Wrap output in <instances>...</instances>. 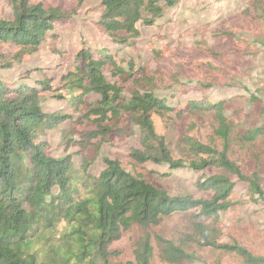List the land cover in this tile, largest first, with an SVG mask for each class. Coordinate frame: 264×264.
Masks as SVG:
<instances>
[{"label":"trees","instance_id":"1","mask_svg":"<svg viewBox=\"0 0 264 264\" xmlns=\"http://www.w3.org/2000/svg\"><path fill=\"white\" fill-rule=\"evenodd\" d=\"M85 1L78 0V6ZM179 2L101 0L96 26L113 43L128 46L140 36L138 25L154 27ZM11 4V20L0 19V44L17 50L0 58V71L21 64L48 36H54L55 24L70 18L59 8L46 9L30 0H12ZM253 6L264 20V0H253ZM75 62L59 85H51L52 80L40 68L26 72V77L32 72L39 76L34 85L9 86L0 81V264H118L110 248L124 235H130L133 248V260L125 264H152L155 249L164 264H223L226 258L240 264H264L263 256L232 238L230 243L223 242L220 221V215L235 205L231 201L233 178L246 184L254 202L264 197V126L228 118L229 100L193 99L183 107L167 105L160 87L173 92L175 76L134 63L122 66L104 50L94 56L80 44ZM105 67L113 81L104 75ZM122 83L132 85L129 99L122 96ZM202 88L197 84L196 89ZM45 94L74 110L86 111L77 117L45 113L41 107ZM91 95L99 97L94 105L87 100ZM196 113H212L216 127L207 143L182 137L181 143L196 158L185 167L183 160L172 157L165 138L156 133L152 116L171 114L181 119ZM68 121L75 125L86 122L93 128L85 132L71 129L65 135L78 136L77 140L66 139L65 145L66 152L77 147L78 169L71 154L53 157L44 139L45 131ZM136 130L140 148L129 157L138 165H165V177L184 168L219 172L197 181L195 187L204 197H170L166 190L126 172L117 160L103 159L105 169L97 176L89 174L103 143L111 136L128 138ZM233 137L250 147L252 171H244L231 158ZM88 151L93 152L91 158ZM177 215L182 217L180 223L165 225Z\"/></svg>","mask_w":264,"mask_h":264},{"label":"rangeland","instance_id":"2","mask_svg":"<svg viewBox=\"0 0 264 264\" xmlns=\"http://www.w3.org/2000/svg\"><path fill=\"white\" fill-rule=\"evenodd\" d=\"M11 1L0 0V19L11 20ZM30 3H40L46 9L59 8L61 12L70 14V18L55 24L54 36H48L21 64H15L11 70L0 71V81L6 85H34L39 76L32 72L26 77L27 70L34 68H40L52 80L51 85H59L61 77L75 68V52L83 44L94 56L98 50H104L121 61L122 66L134 63L135 66L151 71L160 69L175 76L177 84L173 92L160 87V96H166L167 105L183 107L193 99L209 102L229 100L225 111L228 118L247 120L249 125L257 128L264 126V114L260 113L264 109V20L255 12L253 0H180L154 27L138 25L140 36L130 41L128 46L113 43L97 29L96 22L102 13L101 0H86L81 6H78V0H30ZM16 50L13 46L0 44V58L10 56ZM103 73L113 81L108 67ZM197 84L203 88L196 89ZM122 86V96L129 99L131 83ZM43 98L41 107L45 113L57 111L77 117L86 111L74 110L64 101L54 100L50 94ZM87 100L94 105L99 97L91 95ZM152 120L156 133L165 138L172 157L183 160L185 167L196 158L181 143L182 137L207 143L216 127L212 113L185 115L181 119L171 114L163 117L153 115ZM71 129L85 132L93 128L86 122L75 125L68 121L56 129L45 131L44 139L49 143L53 157L71 154L74 168L78 169L81 158L75 154L77 147H71L67 152L65 149L66 139H78L77 134L65 137ZM235 139L233 137L231 158L244 171L250 172L254 167L252 151L248 145L239 144ZM139 148L137 130L128 138L111 136L101 145L88 172L97 176L105 169L103 159L117 160L126 172L166 190L170 197L188 195L196 199L204 197L195 187L197 181L219 173L209 169L193 172L184 168L165 177L163 175L168 173L165 165L146 163L140 166L130 159L129 153ZM87 155L91 158L93 152L88 151ZM261 177L264 193V170ZM233 182L235 189L231 201L235 205L220 215L225 235L223 242L230 243L232 238L254 254L264 257V197L254 202L246 184L235 178ZM181 220V215H177L167 220L165 225L173 226ZM110 250L116 253L114 261L118 264L133 260L130 235H124ZM152 264H164L159 260L156 249ZM223 264L240 263L226 258Z\"/></svg>","mask_w":264,"mask_h":264}]
</instances>
